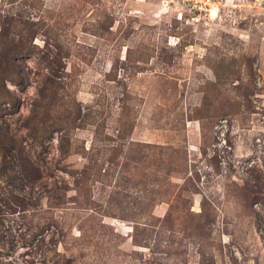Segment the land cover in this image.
Segmentation results:
<instances>
[{
  "label": "rangeland",
  "instance_id": "374dc122",
  "mask_svg": "<svg viewBox=\"0 0 264 264\" xmlns=\"http://www.w3.org/2000/svg\"><path fill=\"white\" fill-rule=\"evenodd\" d=\"M0 264H264V0H0Z\"/></svg>",
  "mask_w": 264,
  "mask_h": 264
}]
</instances>
